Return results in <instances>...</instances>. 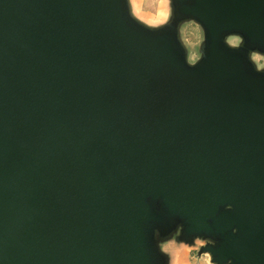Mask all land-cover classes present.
<instances>
[{
  "label": "water",
  "instance_id": "95a60500",
  "mask_svg": "<svg viewBox=\"0 0 264 264\" xmlns=\"http://www.w3.org/2000/svg\"><path fill=\"white\" fill-rule=\"evenodd\" d=\"M176 9L208 29L195 66L126 0H0V264H161L179 223L264 264V70L224 36L264 44V6Z\"/></svg>",
  "mask_w": 264,
  "mask_h": 264
},
{
  "label": "clouds",
  "instance_id": "9594fccd",
  "mask_svg": "<svg viewBox=\"0 0 264 264\" xmlns=\"http://www.w3.org/2000/svg\"><path fill=\"white\" fill-rule=\"evenodd\" d=\"M177 0H126V7L131 8L130 15L137 22L151 30H161L168 26L176 37L177 29L188 48V59L192 66L204 60L206 51L202 46L208 41V29L196 15L177 14ZM264 6V0H259ZM229 35L232 50L245 48V57L249 67L258 73L253 61L259 69L264 70V44L250 41L244 30H226L224 36ZM227 207L231 209L232 204ZM239 232L238 227L232 229ZM156 247L160 253L161 264H221L215 259L213 248L218 241L207 233L199 232L185 234V225L179 223L173 230H165L158 226L154 232ZM226 264H234L230 258Z\"/></svg>",
  "mask_w": 264,
  "mask_h": 264
}]
</instances>
